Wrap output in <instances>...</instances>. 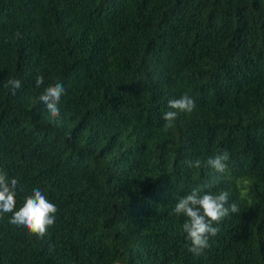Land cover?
<instances>
[{
    "label": "trees",
    "instance_id": "16d2710c",
    "mask_svg": "<svg viewBox=\"0 0 264 264\" xmlns=\"http://www.w3.org/2000/svg\"><path fill=\"white\" fill-rule=\"evenodd\" d=\"M0 172L15 210L33 188L58 209L43 237L0 212V264H264V0H0ZM193 190L240 209L198 256L173 211Z\"/></svg>",
    "mask_w": 264,
    "mask_h": 264
},
{
    "label": "clouds",
    "instance_id": "9594fccd",
    "mask_svg": "<svg viewBox=\"0 0 264 264\" xmlns=\"http://www.w3.org/2000/svg\"><path fill=\"white\" fill-rule=\"evenodd\" d=\"M44 83V76L37 75L35 85L39 88ZM13 94L21 87L19 79H10L7 82ZM65 89L60 83L49 84L39 96L40 102L52 117L60 114L59 102ZM168 111L162 119L166 121L165 129L172 127L178 112L190 113L196 108L194 99L184 93L179 98L169 99L167 102ZM230 153L228 151L217 152L207 160V165L219 173L229 171ZM188 167L199 168V159L186 162ZM17 178L9 180L6 173L0 172V212L12 213L10 223L22 226L31 233L43 237L47 229L53 226L56 220L57 206L50 202L40 188H33L31 195L25 198L23 205L16 209V189ZM173 211L177 215L186 217L182 225L186 239L191 241L189 252L198 256L202 251L210 246V237H215L219 232L218 225L230 213H239V206L235 202H229V193L220 191L219 193L193 190L191 193L179 198Z\"/></svg>",
    "mask_w": 264,
    "mask_h": 264
}]
</instances>
